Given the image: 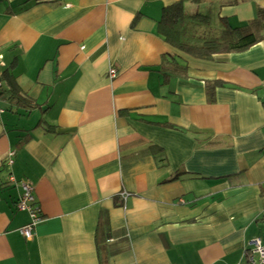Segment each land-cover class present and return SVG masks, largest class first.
Returning a JSON list of instances; mask_svg holds the SVG:
<instances>
[{
  "label": "crops",
  "instance_id": "0c3cea01",
  "mask_svg": "<svg viewBox=\"0 0 264 264\" xmlns=\"http://www.w3.org/2000/svg\"><path fill=\"white\" fill-rule=\"evenodd\" d=\"M179 6L242 29L264 0H0V264H248L264 246V40L198 58L159 32ZM9 176L33 188L29 240Z\"/></svg>",
  "mask_w": 264,
  "mask_h": 264
},
{
  "label": "trees",
  "instance_id": "16d2710c",
  "mask_svg": "<svg viewBox=\"0 0 264 264\" xmlns=\"http://www.w3.org/2000/svg\"><path fill=\"white\" fill-rule=\"evenodd\" d=\"M174 10L164 9L159 32L171 46L198 58L211 59L214 54L244 51L264 40V9H259L253 22L242 29L226 28L220 18L207 13L201 15L196 10H187L181 6L175 10L176 13ZM217 23L221 28L213 31L212 27ZM187 38H200L202 44L197 47L186 44ZM15 92L18 94L17 90ZM15 95L12 94L10 98Z\"/></svg>",
  "mask_w": 264,
  "mask_h": 264
},
{
  "label": "built area",
  "instance_id": "2783aa9c",
  "mask_svg": "<svg viewBox=\"0 0 264 264\" xmlns=\"http://www.w3.org/2000/svg\"><path fill=\"white\" fill-rule=\"evenodd\" d=\"M116 70L109 69L108 77L110 79L115 78ZM3 95V84L0 79V103L2 101ZM5 111L0 108V115ZM14 153L11 152L8 154L7 166L10 167L13 164L12 157ZM9 182L14 183L19 186L21 189V195L16 203V208L21 211H26L30 218V223L18 230L19 235L24 240H29L32 237V231L35 225L40 221V217L38 215V210L35 206V200L33 197V188L29 183L23 181L20 183H16L12 176H9ZM251 248L245 253V257L247 259L248 264H264V246L262 244L261 239L254 238L250 241Z\"/></svg>",
  "mask_w": 264,
  "mask_h": 264
}]
</instances>
